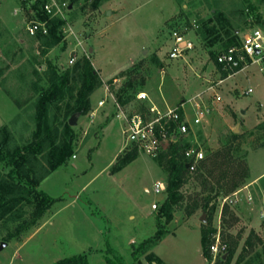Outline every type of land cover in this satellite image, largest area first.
I'll use <instances>...</instances> for the list:
<instances>
[{
    "label": "rangeland",
    "instance_id": "1",
    "mask_svg": "<svg viewBox=\"0 0 264 264\" xmlns=\"http://www.w3.org/2000/svg\"><path fill=\"white\" fill-rule=\"evenodd\" d=\"M41 1L61 6L57 18L64 24L57 31L62 38L53 46L45 34L27 31L31 21H39L32 0H0V141L8 134L10 148L32 142L37 128L34 103L49 87L51 68L77 74L84 58L101 80L90 95L91 110L104 98L105 83L126 101L128 112L134 109L148 116L150 102L136 97L141 91L162 111L184 104L191 122L190 102L198 95L210 102L215 90L222 100L201 125L154 158L125 146L124 121L116 117L111 99L93 121L89 113L80 116L71 126L74 141L67 163L50 171L44 152L31 155L26 168L30 180L54 200L49 210L34 223L31 195L11 212L0 210V244L7 243L0 264H55L79 255L88 264H109L105 256L114 260L115 254L133 264L132 252L159 230L165 236L139 255L141 263L220 264L237 241L230 264H264V147H257L264 143L263 65L249 63L223 80L214 61L228 40L240 39L255 27L264 29V0ZM174 30L194 47L184 57L170 60ZM114 78L119 81L113 85ZM66 102H56L50 111L56 145L64 140V126L70 120ZM232 131L242 139L228 152L224 142ZM174 145L202 151L207 165L206 187L192 179L181 189L183 203L195 198L205 203L203 192L210 201L206 210L190 216L185 209H176L168 221L160 216L166 194H153L152 186L157 180L166 183L162 156ZM229 156L238 164L230 165ZM245 171L247 177L239 179ZM155 202L157 210L152 209ZM202 229L215 231L211 259L203 254ZM217 235L226 250L220 247L213 256ZM154 255L159 262L148 260Z\"/></svg>",
    "mask_w": 264,
    "mask_h": 264
},
{
    "label": "trees",
    "instance_id": "2",
    "mask_svg": "<svg viewBox=\"0 0 264 264\" xmlns=\"http://www.w3.org/2000/svg\"><path fill=\"white\" fill-rule=\"evenodd\" d=\"M32 9L35 10L37 18L44 22L47 21L48 38L51 46L56 45L62 37L59 36L58 29L64 22L55 17L50 19L49 15L43 10V1L32 0ZM75 2V1H74ZM239 44V39L233 37L225 43L224 50L230 46ZM217 55H214V61L222 72V79H227L231 74L230 71L223 70L217 63ZM240 69H237L238 72ZM49 87L41 90L40 96L35 101V116L36 131L33 134L31 143L24 147H9V142L6 134L5 138L0 141V210L4 213L11 212L15 206L23 199L27 200L26 195H31L35 200V209L32 215L33 222L35 223L49 210L53 199L45 192L38 189V182L30 180V175L26 170L30 165L31 155H42L44 152L49 170L54 171L67 163L72 153V144L74 141L73 128L69 124L64 126V140L61 144L56 145L57 134L53 135L50 120L51 107L57 102L65 103L66 117L71 118L75 115L77 118L86 115L91 111L90 95L101 85V80L98 73L93 68L89 59L84 58L81 63L80 73L72 74L70 71L58 73L56 69L51 68L50 76L48 77ZM123 104L124 99L122 96L118 98ZM59 100V101H56ZM18 108H21V103H16ZM261 126V127H260ZM259 128H262L261 124ZM51 127V128H50ZM54 132H57L55 129ZM52 135L54 137H52ZM242 139V135L232 131L224 142V145H229L228 152L232 150L231 146ZM240 143L237 145L239 146ZM257 147H264V143ZM189 146L179 147L178 145L172 146L168 151L163 154L162 160L166 162V198L161 205L160 216L166 218L168 221L173 219V213L176 209H185L188 216L192 215L195 211L202 209L206 210L210 201V195L203 192L200 197L205 203L200 204L198 198L192 200L188 204H184V194L181 189L190 183L192 179L201 180L206 187L207 180L205 179L204 170H207L206 161L200 162V166L196 171L192 172L187 168L188 161L185 157V151ZM230 154V153H228ZM230 165L238 164L236 159L229 156ZM237 168V165H236ZM212 174V173H210ZM239 175V174H237ZM247 177L246 171L239 175V179ZM234 180H238L237 176H233ZM220 187L221 184L219 182ZM238 183L233 186L237 187ZM36 188V189H35ZM219 191L218 194H220ZM227 206H224L226 209ZM202 249L204 257L211 259L210 245L212 243V235L215 231H207L202 229ZM165 232L159 230L156 236L149 241H145L139 245L136 251L132 252L133 264H143L139 261V255L145 253L148 246H155L164 236ZM250 244L249 241H247ZM237 241L231 244L226 258L219 260L220 264H230L234 253L237 248ZM105 260L109 264H127L118 254H115V259L112 260L109 256H105ZM150 262H159V259L154 255L153 258L148 259ZM161 263V261H160ZM55 264H88L86 257L83 255L73 256L58 261Z\"/></svg>",
    "mask_w": 264,
    "mask_h": 264
},
{
    "label": "built area",
    "instance_id": "3",
    "mask_svg": "<svg viewBox=\"0 0 264 264\" xmlns=\"http://www.w3.org/2000/svg\"><path fill=\"white\" fill-rule=\"evenodd\" d=\"M65 6V4H63ZM55 7V8H54ZM43 10L49 15V18H55L61 11V6L56 4H45ZM27 31L30 35L47 34V21H31L27 26ZM172 45L167 54L168 59H179L184 57L185 53L192 50L193 43L186 38L181 32L174 30L171 32ZM217 63L223 70L230 71L231 74L237 73V69H244L249 63L257 62L264 70V29L255 27L245 32L239 39V44L230 46L217 54ZM74 62L73 60L71 63ZM239 70V71H240ZM230 74V76H231ZM119 81L118 78L112 80L114 85ZM221 80L219 83H221ZM212 89V87L210 88ZM214 90V89H213ZM252 92L249 89L246 93ZM137 100L140 102L149 101L151 106L149 108L150 116L138 110L128 112L126 104H123L111 90V85L105 83V96L99 101L96 108L89 112V117L94 120L100 109L104 108L107 102L111 99L116 110V117L124 121L123 134L125 136V146H134L143 154L149 157H156L160 152L165 150L167 146L176 144L180 138L187 135L191 129L201 125L203 120L214 111V104L221 101V96L217 91H213L210 102L204 99L202 95H198V99L191 101L192 111L194 113L193 122L184 112V104L175 108H168L167 110L159 109L150 99L146 92H139ZM185 157L188 161L190 171H196L198 164L204 159L202 151L194 148H189L185 151ZM166 191V183L163 180H157L152 186L153 194L161 196ZM241 192H235L232 196H237ZM230 198H226L227 202ZM249 201L253 200L252 195L248 197ZM158 203L152 204V209L157 210ZM215 243L211 246L213 256L218 255V250L221 247L224 251L225 246L221 244L220 238L217 235Z\"/></svg>",
    "mask_w": 264,
    "mask_h": 264
},
{
    "label": "water",
    "instance_id": "4",
    "mask_svg": "<svg viewBox=\"0 0 264 264\" xmlns=\"http://www.w3.org/2000/svg\"><path fill=\"white\" fill-rule=\"evenodd\" d=\"M77 117L75 116V115H73L71 118H70V120H69V125L70 126H74V125H76V121H77ZM187 168H189V165L187 164ZM202 221H205V218L203 217L202 218ZM7 246V243L6 242H2L1 244H0V252L5 248ZM226 257V256H225ZM224 257V258H225Z\"/></svg>",
    "mask_w": 264,
    "mask_h": 264
},
{
    "label": "crops",
    "instance_id": "5",
    "mask_svg": "<svg viewBox=\"0 0 264 264\" xmlns=\"http://www.w3.org/2000/svg\"><path fill=\"white\" fill-rule=\"evenodd\" d=\"M106 105H107V104H106ZM112 106H113V105H112ZM105 108H106V106H105L103 109H105ZM103 109H102V110H103ZM100 110H101V109H100ZM115 113H116V110H115Z\"/></svg>",
    "mask_w": 264,
    "mask_h": 264
}]
</instances>
